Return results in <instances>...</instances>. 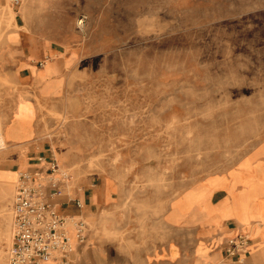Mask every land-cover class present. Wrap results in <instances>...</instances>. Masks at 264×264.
<instances>
[{
  "label": "rangeland",
  "instance_id": "rangeland-1",
  "mask_svg": "<svg viewBox=\"0 0 264 264\" xmlns=\"http://www.w3.org/2000/svg\"><path fill=\"white\" fill-rule=\"evenodd\" d=\"M31 38L83 55L75 103L40 102L37 123L63 155L54 158L68 184L77 174L129 189L120 210L132 225L116 234L118 249L137 250L127 237L137 225L146 235L186 188L264 149V0H1L0 163L26 94L16 60ZM16 184L0 182V264ZM100 228L103 243L111 233Z\"/></svg>",
  "mask_w": 264,
  "mask_h": 264
},
{
  "label": "crops",
  "instance_id": "crops-1",
  "mask_svg": "<svg viewBox=\"0 0 264 264\" xmlns=\"http://www.w3.org/2000/svg\"><path fill=\"white\" fill-rule=\"evenodd\" d=\"M80 54V48L55 47L34 38L19 53L16 67L26 94L18 98L4 129L9 151L0 163V182L9 186L22 172L46 170L56 154L62 158L58 146L41 136L39 103L54 109L75 103L72 70L83 59ZM257 152L172 198L163 215L146 224V235L141 236L137 225L136 238L126 239L136 243L137 250L130 253L114 245L122 241L116 234L132 225L120 210L129 189L111 177L77 179L76 174L70 184L68 177L54 203L59 213L83 218L88 237L84 244L74 240L68 262L42 264H264V155ZM102 226L111 234L100 243ZM242 233L251 238L249 252L228 255V241Z\"/></svg>",
  "mask_w": 264,
  "mask_h": 264
},
{
  "label": "built area",
  "instance_id": "built-area-1",
  "mask_svg": "<svg viewBox=\"0 0 264 264\" xmlns=\"http://www.w3.org/2000/svg\"><path fill=\"white\" fill-rule=\"evenodd\" d=\"M17 5L21 0H11ZM67 174L55 158L46 170L22 172L11 203L12 243L7 264H42L51 260L68 262L74 240L84 244L87 222L77 216L58 212L54 198L63 194L61 184ZM251 238L242 233L228 241L227 254L241 256L249 252Z\"/></svg>",
  "mask_w": 264,
  "mask_h": 264
},
{
  "label": "bare ground",
  "instance_id": "bare-ground-1",
  "mask_svg": "<svg viewBox=\"0 0 264 264\" xmlns=\"http://www.w3.org/2000/svg\"><path fill=\"white\" fill-rule=\"evenodd\" d=\"M7 12V11H6ZM81 22V21H80ZM51 62V61H50ZM257 154L259 155V154H263L264 155V149L262 150V148H261V146L260 147H258V149H257ZM3 201V200H2Z\"/></svg>",
  "mask_w": 264,
  "mask_h": 264
}]
</instances>
